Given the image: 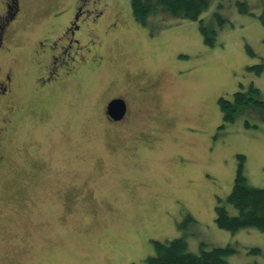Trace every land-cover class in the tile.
Instances as JSON below:
<instances>
[{
  "label": "rangeland",
  "instance_id": "374dc122",
  "mask_svg": "<svg viewBox=\"0 0 264 264\" xmlns=\"http://www.w3.org/2000/svg\"><path fill=\"white\" fill-rule=\"evenodd\" d=\"M76 2L18 0L22 20L7 37L11 53L0 57L26 107L2 153L0 264H146L154 241L183 235L194 253L232 245L230 264H264L263 231L232 233L215 222L238 155L249 185L264 189V72L252 68L264 64V0H211L197 20L159 8L144 22L131 0H101L112 9L83 36L92 60L74 83L39 96L33 47ZM96 55L110 61L95 63ZM251 84L263 105L224 122L219 98ZM118 95L131 105L132 125L111 142L102 108Z\"/></svg>",
  "mask_w": 264,
  "mask_h": 264
},
{
  "label": "flooded vegetation",
  "instance_id": "af4514ba",
  "mask_svg": "<svg viewBox=\"0 0 264 264\" xmlns=\"http://www.w3.org/2000/svg\"><path fill=\"white\" fill-rule=\"evenodd\" d=\"M13 2L14 0H4V8L0 13V57L11 53L12 49L7 37L14 35L15 26L22 20L19 16L18 0L14 6ZM100 4L101 0H77L68 21L62 26L54 25L50 33L43 35L34 45L29 63H31L32 71L36 72L33 79L35 94L43 97L58 91V86L61 84L74 83L79 70L86 67L92 60L94 55L91 49L92 40L89 38L83 43V36L86 34L92 36L94 34L92 31L97 29L106 13L112 9L102 8ZM58 13L56 18L60 20L67 14V10L64 9ZM94 58V62L98 63L99 56L96 55ZM105 58L110 61V56ZM105 58L100 59L102 62L98 60L99 63L102 64ZM18 88L19 83L12 68L4 69L0 62V113L2 114L0 116V166L4 162L2 153H8L6 136L10 128L18 126L19 123H16L25 119L22 116L26 112V107L21 105L16 97ZM141 90V93L145 92V89L141 88ZM118 99L126 103V112L122 118L110 115L108 109L109 104ZM132 113L131 105L125 95L107 99L102 108V115L107 131L115 135L112 136L111 142L118 138V142L122 141L120 133L132 125ZM125 149H130L128 144L125 145Z\"/></svg>",
  "mask_w": 264,
  "mask_h": 264
},
{
  "label": "trees",
  "instance_id": "16d2710c",
  "mask_svg": "<svg viewBox=\"0 0 264 264\" xmlns=\"http://www.w3.org/2000/svg\"><path fill=\"white\" fill-rule=\"evenodd\" d=\"M210 1L131 0V7L135 19L141 22H144L151 14H159L160 12H166L176 18L197 20L208 8ZM16 2L17 0H14L13 6ZM240 5L243 7L245 3H240ZM203 31L207 32L205 28H203ZM206 42L211 44L212 40L207 38ZM252 68L255 69L257 74L264 72V64ZM258 94L259 89L251 84L246 91L235 92L232 100L224 97L219 98L218 103L223 113V121L234 119L236 113L245 106L263 105V102L256 98ZM238 159V168L231 193L225 200L218 198L215 208V222L219 228L232 233L243 228H257L264 232V189L249 185L245 174L246 157L240 154ZM188 221H193V218L189 215L180 226H184ZM154 243L155 254L145 259L146 264H230L226 257L237 252L235 247L227 245L210 250L202 248L199 253H194L189 250L184 235L171 240L154 241ZM248 253L257 255L261 253V249L252 248L248 250Z\"/></svg>",
  "mask_w": 264,
  "mask_h": 264
},
{
  "label": "water",
  "instance_id": "95a60500",
  "mask_svg": "<svg viewBox=\"0 0 264 264\" xmlns=\"http://www.w3.org/2000/svg\"><path fill=\"white\" fill-rule=\"evenodd\" d=\"M108 109H109L110 115L116 116L118 118H122L126 112V103L124 100H121V99L113 100L109 104Z\"/></svg>",
  "mask_w": 264,
  "mask_h": 264
}]
</instances>
